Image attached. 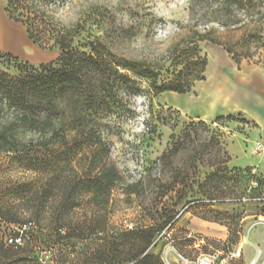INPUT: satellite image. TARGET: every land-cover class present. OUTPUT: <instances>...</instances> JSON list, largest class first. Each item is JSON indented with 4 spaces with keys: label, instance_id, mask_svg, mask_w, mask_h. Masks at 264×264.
<instances>
[{
    "label": "rangeland",
    "instance_id": "obj_1",
    "mask_svg": "<svg viewBox=\"0 0 264 264\" xmlns=\"http://www.w3.org/2000/svg\"><path fill=\"white\" fill-rule=\"evenodd\" d=\"M216 6H206L192 17L190 0H71L57 19L66 26L85 19L84 42L98 40L117 56L147 62L156 69H168L175 51L192 44L207 60L208 51L221 49L240 73L264 69V0H254L246 10L234 11L220 22L200 20L201 14ZM225 20L233 24L224 27ZM36 46L48 55L36 49L27 52L24 47L19 56L0 51V69L16 75V67L39 68L59 59L58 50ZM47 59L52 60L35 64ZM194 87L177 96L180 101L193 97ZM174 95L178 94L157 96L143 82L136 97H125L122 110L102 121L106 147L100 163L121 175L107 206L93 198V191L73 190L84 171L90 175L93 159L67 154L64 140L48 152L36 146L42 143L39 133H27L19 138L30 151L9 154L0 147V207L12 208L21 222L31 223L29 234L34 233V239L21 242L34 251L31 259L48 256V264L94 261L102 250L103 240L94 231L100 224L107 234L153 227L156 239L150 253L164 264H182L178 254L191 264L204 255L217 263L224 258L229 264L255 260L264 264V214L259 198L264 197V152L253 135L255 123L241 113L231 115L233 121L217 124L192 117L180 110V103H173ZM202 218L229 226H224L228 238L192 234L190 222ZM26 227L11 226L21 231ZM54 236L68 239L54 248L49 245ZM251 253L254 259L248 262Z\"/></svg>",
    "mask_w": 264,
    "mask_h": 264
},
{
    "label": "trees",
    "instance_id": "obj_2",
    "mask_svg": "<svg viewBox=\"0 0 264 264\" xmlns=\"http://www.w3.org/2000/svg\"><path fill=\"white\" fill-rule=\"evenodd\" d=\"M70 2H6L8 18L23 25L35 45L50 51L56 49L60 57L57 62L39 68L16 67V75L0 69V147L9 154L30 151L29 146L19 138V134L25 136L27 133H39L42 143L36 146L48 152L55 150L58 141L64 140L67 154L91 155L93 159L88 172L90 175L84 171L79 185L73 190L93 191V198L107 206L114 188L121 181V175L114 167L100 163L99 157L106 147L102 140V121L122 110L125 97H136L142 90L143 82L157 96L166 92L178 95L190 93L196 82L206 80L208 60L201 56L196 44L176 50L166 70L156 69L147 62L119 57L98 40L84 42L82 36L87 32L85 19L72 26H66L57 19L58 12ZM252 2L254 0H190V13L194 17L206 6L217 4L214 11L201 14L200 20L220 22V18H230L234 11L246 10ZM222 24L228 27L233 22L225 20ZM164 77L167 79L159 87ZM224 121H233V118L221 117L215 123ZM260 196L261 212L264 214V197ZM202 219L230 229L221 221ZM19 224L27 226L26 229L11 228ZM29 224L21 222L12 208L0 207V264L49 263L48 256L31 259L34 251L21 245L22 241L34 239L35 234H29L32 232ZM105 230L103 225H96L94 231L97 232L96 238L103 240L102 250L88 264H164L150 253L156 239L153 227L125 229L110 234ZM101 232L103 234L99 235ZM61 236H54L49 245L55 248L68 239V236ZM54 253L55 250L51 249L50 255Z\"/></svg>",
    "mask_w": 264,
    "mask_h": 264
},
{
    "label": "crops",
    "instance_id": "obj_3",
    "mask_svg": "<svg viewBox=\"0 0 264 264\" xmlns=\"http://www.w3.org/2000/svg\"><path fill=\"white\" fill-rule=\"evenodd\" d=\"M6 2L7 0H0V51L19 56L18 51L24 47L27 52L36 49L47 54L31 42L23 25L8 18L5 12ZM54 54L57 59L56 53ZM50 60L35 64H48ZM205 77V81L198 82L194 87L196 94L193 97H186L183 103L177 97L182 95H174L173 103H180L183 107L180 110L185 114L204 121H214L237 113L244 114L255 123L253 135L260 140L264 152V69L252 74L240 73L234 68L229 56L216 48L208 51ZM190 228L192 234L205 238L226 240L229 235L224 226L203 219H193ZM245 250L242 252L245 253ZM246 259L251 262L254 253Z\"/></svg>",
    "mask_w": 264,
    "mask_h": 264
},
{
    "label": "built area",
    "instance_id": "obj_4",
    "mask_svg": "<svg viewBox=\"0 0 264 264\" xmlns=\"http://www.w3.org/2000/svg\"><path fill=\"white\" fill-rule=\"evenodd\" d=\"M258 149L260 151H263V147L261 143L258 144ZM178 258L182 264H191V262L181 254H178ZM256 263L257 260L253 261L252 264H256ZM194 264H229V262L227 259L223 258L220 263H217V260L215 258L208 255H204L200 257Z\"/></svg>",
    "mask_w": 264,
    "mask_h": 264
},
{
    "label": "bare ground",
    "instance_id": "obj_5",
    "mask_svg": "<svg viewBox=\"0 0 264 264\" xmlns=\"http://www.w3.org/2000/svg\"><path fill=\"white\" fill-rule=\"evenodd\" d=\"M264 255V253L263 252H261V256H263Z\"/></svg>",
    "mask_w": 264,
    "mask_h": 264
}]
</instances>
